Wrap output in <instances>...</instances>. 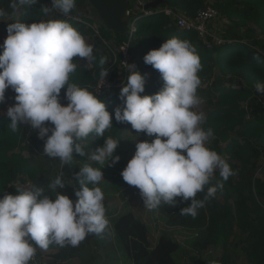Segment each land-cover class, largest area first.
Returning a JSON list of instances; mask_svg holds the SVG:
<instances>
[{
	"label": "clouds",
	"instance_id": "clouds-1",
	"mask_svg": "<svg viewBox=\"0 0 264 264\" xmlns=\"http://www.w3.org/2000/svg\"><path fill=\"white\" fill-rule=\"evenodd\" d=\"M17 3L35 4L37 0H12L11 6L15 8ZM75 3L53 0L65 15ZM42 10L47 14L50 9ZM4 15L0 9V16ZM6 31L0 45V105L11 88L15 103L6 113L10 127L16 131L18 125L27 124L38 129V138H46L45 155L70 165L74 155H85L77 141L93 133L103 137L113 126L104 102L88 89L69 83L77 67L73 58L94 60L93 46L64 20L14 22ZM143 60L161 74L163 87L153 95H142L146 76L135 65H127L131 71L119 92L124 107L114 109V118L118 123H129L137 133L155 138L135 144L136 151L121 176L139 189L149 210L162 202L175 207L179 197L191 201L181 209V215L195 217L204 206L203 200L196 199L197 193L209 185L214 172L219 169L224 181L234 174L225 159L206 147L213 131L201 127L204 114L193 110L202 103L197 95L200 58L189 41L173 37L159 49L150 50ZM106 61L107 57L100 58L101 65ZM107 75V71L100 73L103 80ZM255 88L264 93V84L257 83ZM62 89L66 105L60 99ZM119 143L112 137L104 139L103 146L91 152L89 161L114 166L120 160L115 155ZM102 179L101 168L85 163L75 174L80 189L75 191V201L59 191L51 198L42 188L0 194V264H29L36 246L44 250L52 243L77 247L87 235L103 233L108 226L104 193L98 186L88 187ZM49 187L64 189L63 173ZM217 187L223 188V184L209 187L205 200L215 195Z\"/></svg>",
	"mask_w": 264,
	"mask_h": 264
},
{
	"label": "trees",
	"instance_id": "trees-1",
	"mask_svg": "<svg viewBox=\"0 0 264 264\" xmlns=\"http://www.w3.org/2000/svg\"><path fill=\"white\" fill-rule=\"evenodd\" d=\"M154 1L156 0H129L126 11L127 18L130 15L128 20L141 16L140 13L134 12L135 8L139 9V6L144 8ZM163 1L164 3L156 8L145 9L154 12V15L146 19L141 18L138 22L135 37L129 45V54H138L144 62L143 57L150 50L159 49L166 40L178 37L189 41L196 49L201 64L197 75H205L216 68L223 74L237 78L238 84L242 86L237 87L234 83H230L227 87L217 86L208 96L211 109L202 125L205 130L212 129L214 136L212 150L225 157L236 180L228 178L225 189L217 188L215 195L207 200L205 196L207 189L212 187L210 184L205 186L203 192L197 193L196 199L203 200L204 206L197 210L195 217L181 215V209L189 206L191 201H182L179 197L176 198L175 207L163 202L159 207L168 214L175 215L173 219L176 221L192 224L196 219L201 220L204 224L200 239L202 247L220 244L223 251L222 264L229 263L227 248L233 227H236L240 237L233 245L240 247L239 250L247 263L264 264V166H261L262 176L256 177L259 168L258 160L264 156V102L261 101L264 93H258L255 88L257 83L264 84V0H212V6L218 11L219 16L234 29H245L249 40L246 44L239 40L230 41V44L215 46L212 49L206 48L194 32H178L172 25V21L163 13H155L158 10L170 9L178 11L187 18H193L208 0ZM48 3L49 0H37L35 4H24L25 8L21 11L18 22L25 24L41 22L45 15L42 9ZM86 4L91 7L87 0H76L74 9L67 15L82 12V7ZM52 9L61 12L55 6ZM91 9L93 10L92 7ZM13 11L14 8H10V12ZM93 12L96 14L94 10ZM51 14L53 18L70 23L84 37L86 30L83 22L67 19L63 13L60 15L52 11ZM256 32L260 35L256 36ZM101 33L106 40L114 37L117 45L126 41L125 36L112 33L104 26ZM232 36L237 37L235 33ZM103 54L93 51L95 59L91 61L93 68L90 71L81 67L82 59L73 58L77 67L70 74L69 83H75L93 93L92 88L103 71L100 64V58L105 57ZM145 69L151 73L150 78L145 74ZM136 70L146 76L145 92L142 95H153L163 87L164 81L161 74L151 65L144 63L136 67ZM128 74L124 76L123 85L126 83ZM121 88H113L104 96L97 97L106 104L107 110L113 117V126L105 132L130 125L118 123L114 118V109L124 107V102L119 98ZM64 92L65 90L62 89L60 96ZM243 103H246L251 111L249 117L245 109L241 107ZM10 123V118L7 116L0 118V194H18L17 190L21 189H18L17 184H25L24 178L32 180L31 190L42 188L45 194L43 184L33 181L34 175L30 161L21 153H14L24 142L25 133L21 124L16 131H12ZM230 133H235V137L231 138ZM77 142L81 146L84 145V139ZM221 143L224 147L219 149L218 144ZM110 232L113 239L111 249L120 259L131 264H177L174 256L179 250L178 244L170 236L161 235L155 246H151L146 227L131 213L113 218L110 223ZM98 235L100 234L87 235L77 247L67 244L61 246L51 256L52 260L62 262L75 257ZM197 237L196 235L195 238ZM198 241L197 239L194 247Z\"/></svg>",
	"mask_w": 264,
	"mask_h": 264
},
{
	"label": "rangeland",
	"instance_id": "rangeland-1",
	"mask_svg": "<svg viewBox=\"0 0 264 264\" xmlns=\"http://www.w3.org/2000/svg\"><path fill=\"white\" fill-rule=\"evenodd\" d=\"M11 5L12 0L0 1V9H3L6 13V15L0 16V45L3 44L7 36V26L11 23L18 22L20 13L25 8L24 5L17 3L14 11L10 12V8L12 9ZM206 5H213L212 0H208ZM46 8L50 10L43 16L41 21L59 20L55 17L53 18L51 14L50 3L47 4ZM82 8V11H84L82 15L85 18H88L89 21H93L96 24H100L99 20L95 16L96 14L93 12V10H91L89 5L86 4ZM134 12L140 13L138 12L137 8H135ZM125 15L123 17V21L125 20ZM209 31L212 35H215L216 38L220 39L222 43L224 42L223 40H239L245 44L249 41L246 37L248 33L245 29H234L232 25L228 24L220 16L209 25ZM86 32L84 35L85 41L93 46V51H99L101 54L104 53L103 55L107 57V61L102 65V69L103 71L108 72V75L105 77V79L111 86L120 85L123 82V77L125 74L130 73L131 69L127 65H135L136 68L144 64L138 54H129L128 60H124L115 49H113L115 52V57L111 58L106 54L104 47H102L95 39H92L87 30ZM234 33L237 35L236 38L232 36ZM255 35L259 36L260 34L256 32ZM111 38L113 39L114 37ZM86 61L87 59H84V62L82 63L83 66L87 64ZM145 74L148 78L151 77V73L148 69H145ZM198 77L201 80V84L197 88V95L201 98L202 103L193 110L202 112L204 117H206L211 109V106L208 102V96L217 86L227 87L230 85V83H234L237 87L242 86L241 84H238L237 78L223 74L216 68L213 69L212 72L205 75L198 74ZM14 97L15 93L11 88L6 90L5 102L4 104L0 105V118L7 116L6 113L8 107L15 103ZM60 99L62 104H67V101L64 99V93L60 96ZM261 99V101L264 102V97ZM241 107L245 109L249 117L251 115V111L247 104L243 103L241 104ZM46 126L52 127L51 125H48L47 122ZM21 128L25 133L24 142L20 145L19 149L14 151V153H21L24 158L30 161L34 175L33 181H39L43 184L45 188V195L55 198L56 193L59 191L61 194L66 195L75 201L77 199L75 196V191L80 190L79 184L75 180V174L79 172L80 168L85 163H89L93 167L101 168L103 171V179L98 185L88 184V187L92 188L98 186L102 189L104 193L103 203L106 210L105 216L108 220L107 229L100 235L94 237L88 246H84L75 257L62 262L53 261L51 256L56 253L61 246L52 243L49 245L47 250L40 249L38 246H36V254L32 258L33 262L30 261L29 264H131L126 260L118 258V255L115 254L111 249L113 248V239L110 232L111 220L126 213L133 214L135 218L146 227L148 240L151 246H155L158 238L161 235L170 236L179 246V250L174 256L177 264H209V262L213 260L218 261L219 264H222L221 257L223 255V251L220 244L206 248L202 247V241L200 239L202 237L204 224L201 220L196 219L192 224H189L174 220L173 218L175 215L168 214L167 211L162 210L160 207L149 210L143 204V199L139 189L135 186L128 185L123 180L121 172L126 167L128 161L133 157L136 151L135 144L144 140L150 141V139H154L155 137L149 138L143 133H137L132 129L131 125H124L108 130L104 133L103 137H96L95 134H90L84 139V145L82 146L85 155H74V159L71 164L63 165L60 170L59 167L62 165L61 161L59 158H50L45 155V145H43V147L39 150L40 155L35 154V150H33V148H36V146L39 145L41 141H43L38 138L39 130H33L27 124H21ZM235 135V133H230L231 138H234ZM108 137H112L120 141L115 152V155L120 157L119 162L114 166H109L107 165V162L104 165H100L96 162L89 161V155L91 152L95 151L98 147H102L104 139ZM213 141L214 136L210 137V139L206 142V147H208L210 150H212L214 147ZM223 147V143L218 144L219 149H222ZM220 156L225 159L223 155ZM261 166H264V156L258 160L259 168L256 172L257 178L262 176ZM61 173H63V182L65 183V188L53 190L49 187V185ZM229 178L233 181L236 180V176L234 175L229 176ZM24 181L25 184H17L18 189L31 191L32 180L29 178H24ZM218 183L223 184V189H225L227 186L226 181H224L220 176L219 169L214 172L209 184L210 186H217ZM220 189L222 190V188ZM219 201L221 202V198H219ZM195 235H197L199 238H195ZM197 239L199 241L197 242L196 247H194V243L197 241ZM238 239H240L238 230L236 227H233L230 244L227 248V254L229 257V263L227 264H248L243 253L239 250L240 247H234L233 245Z\"/></svg>",
	"mask_w": 264,
	"mask_h": 264
},
{
	"label": "built area",
	"instance_id": "built-area-1",
	"mask_svg": "<svg viewBox=\"0 0 264 264\" xmlns=\"http://www.w3.org/2000/svg\"><path fill=\"white\" fill-rule=\"evenodd\" d=\"M49 3L51 8L54 7L53 0H49ZM52 11L57 14L63 15L62 12L58 11L57 9H52L51 12ZM83 12L84 11L78 12L77 14L73 15H65V17L72 21L83 22L85 29L88 31V34L92 37V39H95L102 47H104L107 55H109L111 58L115 57V52L113 50L115 49L118 51V53L122 56L124 60H128L129 58V45L135 37L138 22L141 20V18L146 19L154 15V12L144 10L143 7L139 6L138 12H140L141 16L137 19L128 20V22H126V41L122 42L120 45H117L115 42V38L111 39L110 41H107L102 36L101 29L104 25L99 20L97 15L95 16L99 20L100 24H96L93 21H89L88 18H85L82 15ZM160 12L172 21V25L178 32H194L197 35L198 39L208 49H212L215 46H223L225 44H230V41L226 40H223L224 42L222 43L220 39L216 38L215 35H212L209 31V25L219 18L218 11L213 8L212 5H205L202 9L197 11L196 15L193 18H187L178 11L170 9H162L160 11H155V13ZM83 62L84 59H82L81 62V67L84 70L90 71L93 68L91 61L87 60V64L84 66L82 64ZM124 81L125 77H123V82L120 85L111 86L106 79L103 80L100 76L96 85L92 88V92L97 97H102L113 88H121ZM43 145H45V143H43L37 148H33V150H35V154L40 155L39 150L43 147ZM62 166L63 164L59 167L60 170ZM31 262H33V260H31Z\"/></svg>",
	"mask_w": 264,
	"mask_h": 264
},
{
	"label": "water",
	"instance_id": "water-1",
	"mask_svg": "<svg viewBox=\"0 0 264 264\" xmlns=\"http://www.w3.org/2000/svg\"><path fill=\"white\" fill-rule=\"evenodd\" d=\"M104 28L122 37L126 34V22L123 17L128 8L129 0H87ZM163 0H156L147 4L145 9H153L163 4Z\"/></svg>",
	"mask_w": 264,
	"mask_h": 264
},
{
	"label": "crops",
	"instance_id": "crops-1",
	"mask_svg": "<svg viewBox=\"0 0 264 264\" xmlns=\"http://www.w3.org/2000/svg\"><path fill=\"white\" fill-rule=\"evenodd\" d=\"M128 18H130V15H128ZM128 18H127V13H126V15H125V22H128Z\"/></svg>",
	"mask_w": 264,
	"mask_h": 264
}]
</instances>
